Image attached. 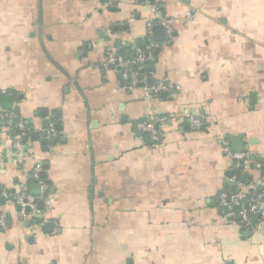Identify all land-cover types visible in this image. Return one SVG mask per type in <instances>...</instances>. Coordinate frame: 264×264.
<instances>
[{
    "label": "crops",
    "instance_id": "crops-1",
    "mask_svg": "<svg viewBox=\"0 0 264 264\" xmlns=\"http://www.w3.org/2000/svg\"><path fill=\"white\" fill-rule=\"evenodd\" d=\"M164 18L174 41L143 74L179 89L148 100L102 62L115 48L133 60ZM153 113L208 129L174 125L153 148L138 131ZM2 120L0 264H264V236L220 207L222 191L264 179V0H0ZM14 123L32 136L22 160ZM233 138L256 160L235 168ZM37 165L53 202L24 220L16 197Z\"/></svg>",
    "mask_w": 264,
    "mask_h": 264
},
{
    "label": "built area",
    "instance_id": "built-area-1",
    "mask_svg": "<svg viewBox=\"0 0 264 264\" xmlns=\"http://www.w3.org/2000/svg\"><path fill=\"white\" fill-rule=\"evenodd\" d=\"M118 1L119 0H103V7H113ZM192 16V13H187V18H192ZM176 23L177 20L174 18H164L160 21L159 24L164 26L166 32V40L163 43H158L153 39L152 30L154 26L149 24L145 33V47L144 49L137 51L133 60L128 61L118 58V50L115 48L108 53L103 60L102 65L106 69L119 71L123 77H126L129 80L132 89L142 88L145 94V99H153L159 97L161 94L176 91L179 88L172 82H159L155 85H148L147 77L142 73L144 64L149 62L153 57V50L166 48L173 43ZM15 116L14 112H4L2 114V118L4 119H13ZM206 119L207 118L204 115H158L153 113L140 122L138 131L148 136L151 147L157 148L165 141L166 128L188 123L191 127L197 130L208 129ZM16 129L20 132L21 137L29 131V128L25 123L17 124ZM50 134L52 135L54 132L52 131ZM21 141L22 139L17 137L15 156L19 160L26 158L28 155L27 145ZM226 154L233 161L235 168L246 166L253 159L252 154L248 152L236 153L226 150ZM41 173L42 166L37 165L33 170L32 178L42 185L41 182H38L41 179ZM233 180H236V177H234ZM257 188L260 189V192H257ZM0 196L3 199H10L9 194L4 190L0 192ZM43 196L44 194L40 197H35L22 190L16 197V204L21 208L20 214L24 220L35 219L41 214L42 210L38 208L40 199L44 202V207L52 206L53 200ZM220 207L224 218L228 221L238 220L245 229H248L253 233H260L264 236V179L255 181L254 184L247 189L222 191L220 194ZM256 216H258V219H255ZM0 226L3 229L8 227L4 212L0 213ZM58 230L59 226L54 229V232L56 233Z\"/></svg>",
    "mask_w": 264,
    "mask_h": 264
},
{
    "label": "water",
    "instance_id": "water-1",
    "mask_svg": "<svg viewBox=\"0 0 264 264\" xmlns=\"http://www.w3.org/2000/svg\"><path fill=\"white\" fill-rule=\"evenodd\" d=\"M152 37L153 39L158 42V43H163L165 40H166V32H165V28L164 26L162 25H156L154 26L153 30H152ZM134 46L136 49H143L145 47V40L144 38L142 37H138L134 40ZM132 45L130 44L129 45V48H131ZM117 78L119 80H122L123 77H122V74L120 72L117 73ZM151 82V80H150ZM163 96H166V94L164 93ZM7 100H9L8 98H5ZM4 99V100H5ZM5 121H0V125L3 127L5 125ZM43 136L45 138V140L43 141L44 144H46L48 142V140L52 143V144H56L57 143V139L55 137H52V138H49L48 137V133L47 132H44L43 133ZM231 144H232V147H233V152H236V153H243L245 152V145L243 143V140L241 138H233L231 140ZM253 161L256 160L255 158L252 159ZM259 162H264V158H260L259 159ZM229 176H232V174L230 173ZM41 178H44V174L42 173L40 175ZM235 185V184H233ZM46 188L44 189L45 192H48L49 190V186H50V182L47 181L46 182ZM3 191V188H0V192ZM30 191H31V194L35 197H40L43 195V188L40 184L38 183H33L30 185ZM1 201H3V199H1ZM38 208L40 210H42L44 208V202L41 200L39 201L38 203Z\"/></svg>",
    "mask_w": 264,
    "mask_h": 264
},
{
    "label": "trees",
    "instance_id": "trees-1",
    "mask_svg": "<svg viewBox=\"0 0 264 264\" xmlns=\"http://www.w3.org/2000/svg\"><path fill=\"white\" fill-rule=\"evenodd\" d=\"M157 51H152V54H153V57L154 58H156V56L158 55V52L156 53ZM152 63H153V60H150L149 62H146L145 64H144V67L145 68H143V70H142V73H150V71H149V66H151L152 65ZM128 84L130 85V82L128 81ZM131 88V87H130ZM16 123H14V129H13V133H12V137H13V139H17V137H20V139H22V143H24L25 141H28V139H30L32 136H31V134H30V130L28 131V132H26L25 133V135L24 136H22L21 137V135H20V132L16 129V125H15ZM186 125V124H185ZM15 137V138H14ZM145 140L147 141V142H149V138H148V136L147 135H145ZM240 171L241 170H239L238 172L240 173ZM255 219H258V216H256L255 217ZM238 221V220H237Z\"/></svg>",
    "mask_w": 264,
    "mask_h": 264
},
{
    "label": "rangeland",
    "instance_id": "rangeland-1",
    "mask_svg": "<svg viewBox=\"0 0 264 264\" xmlns=\"http://www.w3.org/2000/svg\"><path fill=\"white\" fill-rule=\"evenodd\" d=\"M103 9V8H102Z\"/></svg>",
    "mask_w": 264,
    "mask_h": 264
}]
</instances>
